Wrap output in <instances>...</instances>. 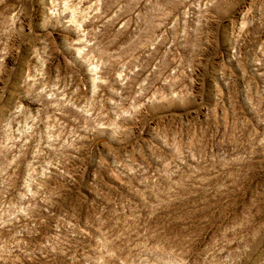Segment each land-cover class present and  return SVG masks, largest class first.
Returning <instances> with one entry per match:
<instances>
[{
    "label": "rangeland",
    "instance_id": "1",
    "mask_svg": "<svg viewBox=\"0 0 264 264\" xmlns=\"http://www.w3.org/2000/svg\"><path fill=\"white\" fill-rule=\"evenodd\" d=\"M0 264H264V0H0Z\"/></svg>",
    "mask_w": 264,
    "mask_h": 264
}]
</instances>
